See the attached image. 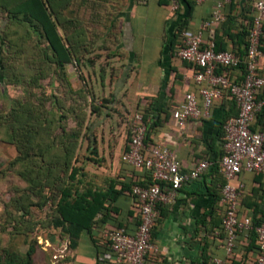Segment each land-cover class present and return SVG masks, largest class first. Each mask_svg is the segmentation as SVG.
<instances>
[{
	"label": "crops",
	"instance_id": "1",
	"mask_svg": "<svg viewBox=\"0 0 264 264\" xmlns=\"http://www.w3.org/2000/svg\"><path fill=\"white\" fill-rule=\"evenodd\" d=\"M220 1L196 4L189 31L197 32ZM253 2L233 1L230 20L224 27L216 28V47L245 55V33L253 19L246 8ZM54 4L59 32L69 38V48L84 58L87 70H100L96 75L93 71L86 75L84 84L90 87V93L95 92L96 98L108 103L101 112L107 122L98 123L99 131L104 132L96 144L99 159L89 164L94 175L88 182L93 189L121 192L113 204L117 210L111 212L103 228L119 226L127 232L134 231L140 217L128 190L134 184H148L145 171L123 162L122 155L130 146L129 119L142 113L149 125L147 142L170 149L183 173H189L201 161L213 162L199 179L183 186L173 204L161 207L152 232L159 253L150 264H212L214 258L228 264H254L258 245L252 231L239 234L234 251L226 252L221 232L224 205L220 198L226 181L222 173L213 171L214 162L221 160L223 151V125L238 113L236 105L228 95L216 99L208 116L190 120L182 131L173 118L185 95L198 92L194 82L196 67L176 56L180 43L177 28L190 14L188 6L184 4L179 15V11L173 13L169 5H162L159 0H55ZM204 37L208 39L209 33L205 32ZM259 67L264 76V58ZM242 75L241 70H235L232 78L240 81ZM73 83L76 85V81ZM90 93L84 97L91 100ZM198 99L202 108V99ZM257 100L264 104V89ZM84 113H92L91 108L86 106ZM115 113H123L125 118ZM253 128L264 131V108ZM240 184L244 193L239 217L251 218L260 225L264 216V177L242 172L231 182L233 186ZM101 218L99 215L97 220ZM101 228L94 226L92 235L82 234L78 248L72 251L74 264H96L95 242L105 243L107 234Z\"/></svg>",
	"mask_w": 264,
	"mask_h": 264
},
{
	"label": "rangeland",
	"instance_id": "2",
	"mask_svg": "<svg viewBox=\"0 0 264 264\" xmlns=\"http://www.w3.org/2000/svg\"><path fill=\"white\" fill-rule=\"evenodd\" d=\"M20 10L0 7V264L12 255L25 260L32 247V264H74L69 239L56 226L59 191L75 168L81 189L94 175L89 164L99 159L96 144L104 132L98 123L106 124L101 112L108 103L84 84L100 70H87L78 55L79 68L74 62L59 68L52 51L53 59L46 57L47 39L34 22H22ZM13 15L19 18L9 20ZM19 104L21 118L10 113ZM86 106L92 113H84Z\"/></svg>",
	"mask_w": 264,
	"mask_h": 264
},
{
	"label": "built area",
	"instance_id": "3",
	"mask_svg": "<svg viewBox=\"0 0 264 264\" xmlns=\"http://www.w3.org/2000/svg\"><path fill=\"white\" fill-rule=\"evenodd\" d=\"M201 4L205 0H189ZM230 0L216 4L209 19L205 20L197 32L184 30L180 33V43L176 56L196 67L194 82L198 92L188 93L184 101L174 110L176 126L182 131L190 120H198L209 115L214 100L225 95L235 101L238 115L229 118L224 129V155L219 161L220 171L226 181L221 190L224 205L221 232L224 247L231 254L237 237L241 233L254 231L257 235L258 255L254 264H264V216L261 224L254 227L251 218L240 219L238 207L244 193V186L231 185L242 172L264 177V131L253 128L256 117L263 111L264 104L257 97L264 89V76L259 72V62L264 58V0H256L254 18L248 36L245 58L234 51H217L216 28L226 21L225 5ZM171 10L176 13L181 6L178 0H170ZM205 32L209 33L206 40ZM245 70L242 79L232 78L235 70ZM220 71V72H219ZM202 99L203 107L199 105ZM131 140L122 155L123 162L135 169L149 172L151 182L145 186L134 185L132 196L140 209V225L134 234L125 229H115L106 234L111 253L105 259H115L116 264H149L159 249L153 242L152 232L160 217V207L176 201L183 186L199 179L212 166L210 160L201 161L189 173H183L175 154L156 144L146 143L149 125L142 113L130 117ZM212 264H226L214 258Z\"/></svg>",
	"mask_w": 264,
	"mask_h": 264
},
{
	"label": "trees",
	"instance_id": "4",
	"mask_svg": "<svg viewBox=\"0 0 264 264\" xmlns=\"http://www.w3.org/2000/svg\"><path fill=\"white\" fill-rule=\"evenodd\" d=\"M48 1L51 2V0H0V7L1 5H9L10 8L12 6H20L21 10L20 13L18 14H23V17L25 18V21H22L23 23L26 22L28 25L31 22H34L33 25L35 26L34 28L36 29L35 32L37 34H40L42 37H45L48 41V46L49 48L46 49L44 52L46 54L47 58H52V55L50 54V51L53 52L54 57L56 59H53L54 61L56 60L57 65L59 68H65V65H69L71 63H75V58L77 57L73 51L69 48L70 46V40L68 37H64L60 34L59 32V22L58 18L56 17V11L54 12L52 7H56V4L51 5ZM180 3V10L177 12V14H181V9L183 8L184 4H186L191 10L190 14L185 17L180 25L177 28V37L180 38V33L184 30H189V21L192 17V10L194 9V6L196 5L195 3L189 1V0H178ZM223 1V0H222ZM233 1L235 0H230L228 4L225 5L224 8V14L226 16V21L222 23L221 25L218 26V28L224 27V25L227 24V21L230 20L231 18V13H232V6H233ZM19 2V3H18ZM256 0H254L253 4L251 7H247L246 11L252 13L253 18H254V4ZM159 3L162 5H169L171 6L170 0H159ZM50 7V8H48ZM15 9V8H14ZM13 9V10H14ZM17 9V8H16ZM56 9V8H54ZM12 10V9H10ZM12 10V11H13ZM10 11V14H15L14 12ZM17 16V15H16ZM15 15L9 17V20L14 19L16 17ZM211 16V14H210ZM207 17V19L210 18ZM19 18L18 16L16 19ZM253 19H251V26L246 35V40H248L249 32L252 27ZM29 26V25H28ZM31 27V26H30ZM206 39V38H205ZM207 40V39H206ZM217 41V39H216ZM264 43V41H263ZM218 44V43H217ZM247 46H248V41H246L245 45V55L243 56L239 54V56L243 59L246 56L247 52ZM217 51H228L225 48L222 47H216ZM50 50V51H49ZM44 54V55H45ZM245 70V65L242 64L241 66V71L244 72ZM220 72V71H219ZM259 72H260V67H259ZM261 74V73H260ZM67 81V79H64ZM59 102V100H58ZM60 103V102H59ZM235 104V101H233ZM236 105V104H235ZM92 109L97 111L96 105L92 103ZM13 110V111H12ZM10 113H17L18 117L21 118L24 113L23 109H21L20 104L18 107H13L11 109ZM22 114V115H21ZM238 113L235 115L237 116ZM234 116V117H235ZM227 121V120H226ZM225 121V123H226ZM224 123V125H225ZM223 125V127H224ZM26 128V125H23V129L21 128L20 130L23 131ZM28 130V129H27ZM149 135V132H148ZM223 138H224V129H223ZM148 139V136H147ZM146 139V143L147 142ZM224 144V140L222 145ZM221 156L219 157L220 159L224 155V149L221 152ZM219 159V160H220ZM214 170L217 174L221 173L220 171V165L219 161L216 159L214 162ZM145 171V179L148 183L151 182V177L149 172ZM79 173L78 169H73L72 173L69 176V182L65 184L64 186L61 187L60 189V196L58 199L57 203V216L58 220L56 223V226H61L64 234L68 237L69 242H70V248L72 250H76L79 246V241L82 236V234L87 233L92 235V231L94 226H102V230L104 232H110L115 229H120L121 227L116 226L114 228L108 229V228H103L106 222V219L112 216V213H115L117 210L116 207H114V203L117 201L118 194H121V192H117L116 190L112 191H104L102 189H93L92 187L85 186L83 189L79 186L82 181L77 179V175ZM226 183V182H225ZM136 185V184H134ZM133 185V186H134ZM140 185V184H139ZM225 184L222 185L221 190ZM129 188V193L132 196V187ZM133 197V196H132ZM134 198V197H133ZM221 198V197H220ZM135 199V198H134ZM136 202V200H135ZM137 204V202H136ZM162 207V206H161ZM160 207V209H161ZM137 208L140 213V209L137 205ZM99 215H102L101 220H97V217ZM140 218L137 220L136 223V228L134 231H128L129 234H134L137 230V228L140 225ZM253 225L254 227L259 226L256 224L253 220ZM251 233L255 234L256 240H257V235L254 231ZM95 247H96V264H116L115 259L112 257L111 259H105L106 254L111 253V246L108 240H105V243H101L99 241L95 242ZM259 248L257 247V250ZM34 248L32 247L26 254V259L19 262L15 256L12 255V257L7 256L6 260L3 264H32V256L34 255ZM258 255V254H257ZM151 262V260H150ZM149 262V264H150ZM228 264V263H226Z\"/></svg>",
	"mask_w": 264,
	"mask_h": 264
}]
</instances>
